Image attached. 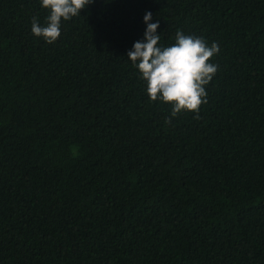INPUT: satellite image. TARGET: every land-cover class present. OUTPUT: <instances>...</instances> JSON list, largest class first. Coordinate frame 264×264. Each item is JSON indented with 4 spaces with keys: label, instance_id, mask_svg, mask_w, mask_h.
Segmentation results:
<instances>
[{
    "label": "trees",
    "instance_id": "1",
    "mask_svg": "<svg viewBox=\"0 0 264 264\" xmlns=\"http://www.w3.org/2000/svg\"><path fill=\"white\" fill-rule=\"evenodd\" d=\"M215 42L166 123L127 60L143 16ZM0 0V264H264V0H93L47 44Z\"/></svg>",
    "mask_w": 264,
    "mask_h": 264
},
{
    "label": "clouds",
    "instance_id": "2",
    "mask_svg": "<svg viewBox=\"0 0 264 264\" xmlns=\"http://www.w3.org/2000/svg\"><path fill=\"white\" fill-rule=\"evenodd\" d=\"M41 9L47 12L44 23L38 18L31 20V33L47 44L55 43L61 35L62 22L80 17L82 9L93 0H38ZM145 30L143 38L133 43L127 52V60L145 82V93L149 100H159L170 106L171 112L166 118H172L181 112H190L198 117L202 103L207 102L205 86L215 76L218 65L210 58L218 54L215 42L209 45L203 38L186 35L181 30L175 34V42L170 46L160 43L157 30L158 20H153L152 13L143 16Z\"/></svg>",
    "mask_w": 264,
    "mask_h": 264
}]
</instances>
